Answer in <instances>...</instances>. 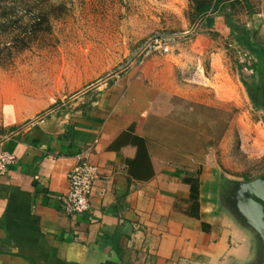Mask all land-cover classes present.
I'll return each mask as SVG.
<instances>
[{"label": "crops", "instance_id": "crops-1", "mask_svg": "<svg viewBox=\"0 0 264 264\" xmlns=\"http://www.w3.org/2000/svg\"><path fill=\"white\" fill-rule=\"evenodd\" d=\"M249 3L252 11L239 3L231 19L264 50V0ZM210 18L206 26L198 20L191 29L202 30L195 39L203 42L200 47L140 61L48 110L3 108L0 144L15 162L0 175V264H247L253 259L254 238L221 204L227 178L209 154L189 149L187 129L168 122L173 109L157 110L171 105L172 98L202 97L206 84L219 99L218 82L203 81L198 73L195 84L178 77L191 63L190 50L208 51L211 71L221 67L227 48L215 39L231 46V31L223 13ZM89 145L99 179L90 209L69 215L67 173Z\"/></svg>", "mask_w": 264, "mask_h": 264}, {"label": "rangeland", "instance_id": "rangeland-1", "mask_svg": "<svg viewBox=\"0 0 264 264\" xmlns=\"http://www.w3.org/2000/svg\"><path fill=\"white\" fill-rule=\"evenodd\" d=\"M49 1L65 5L62 15H50L49 32L43 30L44 24L30 26L37 15H6L10 21L0 16V122L7 106L19 105L28 112L48 110L140 61L162 60L203 43L195 40L202 30H191L195 21L189 17L188 0ZM20 2L0 0V5L17 13ZM171 36L174 41L168 40ZM155 37L171 43L172 52L152 51L148 43ZM215 40L227 48L221 67L211 71L209 52L201 55L190 50L191 63L178 77L192 84L200 77L213 85L218 82L219 99L215 88L206 84L202 97L198 93L192 99L172 98L171 105L157 110L170 113L173 109L167 114L168 122L185 127L189 149L209 154L222 176L230 181L253 179L264 172L262 110L253 105L243 84L244 77L250 81L239 61L244 48L233 41L228 46L221 38Z\"/></svg>", "mask_w": 264, "mask_h": 264}, {"label": "trees", "instance_id": "trees-1", "mask_svg": "<svg viewBox=\"0 0 264 264\" xmlns=\"http://www.w3.org/2000/svg\"><path fill=\"white\" fill-rule=\"evenodd\" d=\"M30 1L32 0H24V1L21 0L20 12L17 13L15 12L10 13L12 12V10L7 8L5 5H0V16L5 18V20L10 21V19H8L6 15H37L34 16V18L32 19L34 23L30 22V26L33 28L34 24L38 25V27L39 25L44 24L45 26L43 30L49 32L51 28V20L53 18V17L50 18V15H62L65 12V5L63 3H54L49 0H40L33 2ZM41 2L43 3L41 4ZM242 2L245 3V7L248 11H252L253 8L251 3H249V0H188L189 3L188 14L192 21L196 22L199 20L200 23H203V25H205V23H210V21L212 20L210 17L212 15L218 12L223 13L225 22L231 31L230 35L232 41H234L236 45L243 47L244 52L250 55L251 67L253 69V72L260 71L264 73V50L258 48L254 43H252V41H249L250 39L249 31L231 19L232 13L237 12L235 7ZM12 8L13 7H11V9ZM228 10H230L231 13H229ZM20 48L24 49L25 47L22 46ZM249 78L250 81L246 80L245 77L242 79L247 92L251 93L253 86L256 87L257 84H255L253 73L250 75ZM245 179L249 180L252 178L246 177ZM230 182L231 181L229 179H226L223 189L228 187ZM194 190L196 191V189L194 188L191 190V194L192 191L194 192Z\"/></svg>", "mask_w": 264, "mask_h": 264}, {"label": "built area", "instance_id": "built-area-1", "mask_svg": "<svg viewBox=\"0 0 264 264\" xmlns=\"http://www.w3.org/2000/svg\"><path fill=\"white\" fill-rule=\"evenodd\" d=\"M148 47L159 54L171 51L170 44L159 37L151 39ZM239 61L243 71H248L251 75L253 69L250 55L244 52L239 56ZM92 149L93 145L87 146L67 173L68 191L65 195L64 208L69 215L82 214L90 209L93 185L99 179L98 167L90 160ZM14 162L15 155L0 144V175H4Z\"/></svg>", "mask_w": 264, "mask_h": 264}, {"label": "water", "instance_id": "water-1", "mask_svg": "<svg viewBox=\"0 0 264 264\" xmlns=\"http://www.w3.org/2000/svg\"><path fill=\"white\" fill-rule=\"evenodd\" d=\"M221 203L255 240V255L247 264H264V172L251 180L231 181Z\"/></svg>", "mask_w": 264, "mask_h": 264}, {"label": "flooded vegetation", "instance_id": "flooded-vegetation-1", "mask_svg": "<svg viewBox=\"0 0 264 264\" xmlns=\"http://www.w3.org/2000/svg\"><path fill=\"white\" fill-rule=\"evenodd\" d=\"M255 72V73H254ZM253 78L255 79V84L257 86H253L252 92L248 93L253 105L262 110V116L264 121V73L260 71H254ZM251 83V82H250ZM223 192L221 193V196Z\"/></svg>", "mask_w": 264, "mask_h": 264}]
</instances>
